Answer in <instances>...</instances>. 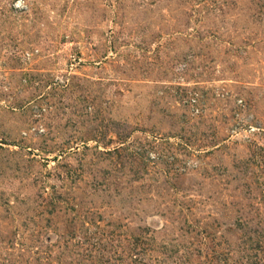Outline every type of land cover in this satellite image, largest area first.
Listing matches in <instances>:
<instances>
[{
	"label": "rangeland",
	"instance_id": "rangeland-1",
	"mask_svg": "<svg viewBox=\"0 0 264 264\" xmlns=\"http://www.w3.org/2000/svg\"><path fill=\"white\" fill-rule=\"evenodd\" d=\"M0 264H264V0H0Z\"/></svg>",
	"mask_w": 264,
	"mask_h": 264
}]
</instances>
